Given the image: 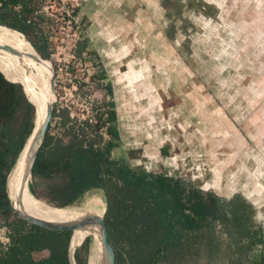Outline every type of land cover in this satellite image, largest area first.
Instances as JSON below:
<instances>
[{"label": "rangeland", "instance_id": "obj_1", "mask_svg": "<svg viewBox=\"0 0 264 264\" xmlns=\"http://www.w3.org/2000/svg\"><path fill=\"white\" fill-rule=\"evenodd\" d=\"M37 1L39 28L28 42L48 53L55 105L69 123L102 111L101 66L119 137L111 157L222 199L240 195L264 236V0ZM82 39L87 48L76 56ZM5 48L9 71L27 68ZM90 199L103 218L100 191L67 208L83 213Z\"/></svg>", "mask_w": 264, "mask_h": 264}, {"label": "trees", "instance_id": "obj_2", "mask_svg": "<svg viewBox=\"0 0 264 264\" xmlns=\"http://www.w3.org/2000/svg\"><path fill=\"white\" fill-rule=\"evenodd\" d=\"M38 7L37 0H0V26L28 41L29 32L39 28L34 19ZM30 45L51 71L45 49ZM86 48V39L76 42V56ZM95 77L107 98L100 105L102 111L92 108L89 117L69 123L67 111L53 106L31 169L29 193L60 209L77 203L86 193L100 191L114 264H184L186 260L264 264L263 233L253 223L252 206L240 195L222 199L180 178L132 168L125 159L111 157L119 144L112 88L110 82L102 83L106 74L101 66ZM7 80L0 73V228L8 239L5 246L0 244V264H69L67 250L73 232L27 223L10 209L6 178L35 118L34 106L23 92L35 100L30 86L22 84V88ZM52 123L58 130L55 135L50 133ZM16 203L21 205L19 198ZM90 241L87 234L74 249V264H87ZM40 254L44 255L35 257Z\"/></svg>", "mask_w": 264, "mask_h": 264}, {"label": "bare ground", "instance_id": "obj_3", "mask_svg": "<svg viewBox=\"0 0 264 264\" xmlns=\"http://www.w3.org/2000/svg\"><path fill=\"white\" fill-rule=\"evenodd\" d=\"M0 28H4L0 29V49L9 47L15 50L27 63V68L24 70L9 71L7 63L1 60L0 73L8 80L19 83L21 86L22 84L30 86L34 92L35 100V103L32 102L23 89L27 100L34 106L35 118L32 133L27 138L6 182L7 194L13 210L20 215L26 214L37 219L54 223L73 221L87 214L99 216L101 209L99 208V201L97 199L88 200L82 213L80 210L74 208L51 209L53 207L36 200L29 193L27 184L25 183V181L28 180V176L25 174L26 157L32 136L44 119L47 105L53 100V95L49 90L46 67L49 74L50 71L45 61L36 53L30 43L22 37L20 33L11 30L18 34L12 33L9 31L10 29L2 26H0ZM15 194H17L21 205H17L14 198ZM87 234H90L93 239L89 247L87 264H102V245L100 243L97 226L89 227L87 230L81 229L73 231L69 243V250L72 251L77 245L82 243Z\"/></svg>", "mask_w": 264, "mask_h": 264}, {"label": "water", "instance_id": "obj_4", "mask_svg": "<svg viewBox=\"0 0 264 264\" xmlns=\"http://www.w3.org/2000/svg\"><path fill=\"white\" fill-rule=\"evenodd\" d=\"M5 50L9 51L10 53H14L13 51L8 50L7 48H5ZM9 82H11V81H9ZM12 83H16V82H12ZM17 84H19V83H17ZM19 85L21 86V84H19ZM49 90H50L51 94L53 95V100L47 105L44 119H43L42 123L40 124V126L38 127V129L36 130V132L34 133V135L32 136V139H31V142L29 145V149H28V153H27V157H26L25 174L28 176V180H27L26 184H28L34 160L36 158L37 152L39 151V149L41 147L46 128H47L48 123L51 119L52 108L56 102V95H55V90H54V79H53L52 69H51V75L49 78ZM22 91H23V89H22ZM27 102H29V101L27 100ZM31 133H32V131H31ZM6 182H7V178H6ZM6 182H5V188H6V194H7ZM7 198L9 200V205H10L11 211L19 219H21L27 223L45 228V229L54 230V231H70L72 233L73 231L81 230L84 228H89L92 226H97V228L99 230L100 243L102 245V264H114L113 250H112V247H111L109 240L107 238L106 228H105V225L103 223L101 216H97L94 214H92V215L87 214V215H84V216L80 217L79 219H76L73 221L54 223V222H49V221H45L42 219H37L35 217H31V216L26 215V214H23V215L17 214L12 208L11 201L8 197V194H7ZM16 202H18V197H17ZM51 209H58V208H51ZM80 245H81V243L79 245H77L75 248H77ZM74 249L72 251H70L69 246H68L67 259H68L69 264H74L73 257H72Z\"/></svg>", "mask_w": 264, "mask_h": 264}, {"label": "built area", "instance_id": "obj_5", "mask_svg": "<svg viewBox=\"0 0 264 264\" xmlns=\"http://www.w3.org/2000/svg\"><path fill=\"white\" fill-rule=\"evenodd\" d=\"M38 12V11H37ZM36 14V12H35ZM8 242V239L6 237V234H5V229L3 227L0 228V244L2 246H5Z\"/></svg>", "mask_w": 264, "mask_h": 264}, {"label": "crops", "instance_id": "obj_6", "mask_svg": "<svg viewBox=\"0 0 264 264\" xmlns=\"http://www.w3.org/2000/svg\"><path fill=\"white\" fill-rule=\"evenodd\" d=\"M111 84V83H110ZM112 88V87H111ZM116 115V114H115ZM115 122H116V120H115ZM116 124V123H115ZM116 129H117V127H116ZM118 132V131H117Z\"/></svg>", "mask_w": 264, "mask_h": 264}, {"label": "flooded vegetation", "instance_id": "obj_7", "mask_svg": "<svg viewBox=\"0 0 264 264\" xmlns=\"http://www.w3.org/2000/svg\"><path fill=\"white\" fill-rule=\"evenodd\" d=\"M202 191V190H201ZM204 192V191H203Z\"/></svg>", "mask_w": 264, "mask_h": 264}]
</instances>
